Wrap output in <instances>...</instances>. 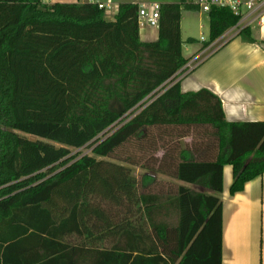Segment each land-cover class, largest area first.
<instances>
[{
  "label": "trees",
  "instance_id": "obj_1",
  "mask_svg": "<svg viewBox=\"0 0 264 264\" xmlns=\"http://www.w3.org/2000/svg\"><path fill=\"white\" fill-rule=\"evenodd\" d=\"M185 8L199 11L161 4L159 40L143 42L137 4L108 21L89 2L0 0V264H222L223 169L231 195L264 175V122L230 123L218 96L174 83ZM208 18L205 48L241 21ZM154 128L157 168L116 156ZM139 165L205 192L152 193L148 176L141 191Z\"/></svg>",
  "mask_w": 264,
  "mask_h": 264
},
{
  "label": "crops",
  "instance_id": "obj_2",
  "mask_svg": "<svg viewBox=\"0 0 264 264\" xmlns=\"http://www.w3.org/2000/svg\"><path fill=\"white\" fill-rule=\"evenodd\" d=\"M89 0H49L56 3L84 4ZM112 5V10L104 11L108 21H115L121 4H165L172 0H96ZM208 16V14H206ZM264 7L253 13L251 18L232 28L209 47L194 44L189 63L177 74L174 83L180 82L182 93L208 90L219 97L225 118L230 123L264 122ZM250 25L247 26V24ZM184 14L181 20L183 34ZM249 29L253 41L239 35V31ZM140 37L143 42L159 40V28L141 25ZM183 40V39H182ZM192 40V39H190ZM189 40V41H190ZM203 43H207L203 42ZM193 44V43H192ZM190 65V68H189ZM173 84V83H172ZM192 136L182 139L183 146L190 144ZM164 150L156 156L162 158ZM149 183L154 185V173ZM167 185L185 186L198 192V187L189 186L170 176L161 175ZM233 168L223 169V225L222 264H264V175L245 185L243 191L231 195Z\"/></svg>",
  "mask_w": 264,
  "mask_h": 264
},
{
  "label": "rangeland",
  "instance_id": "obj_3",
  "mask_svg": "<svg viewBox=\"0 0 264 264\" xmlns=\"http://www.w3.org/2000/svg\"><path fill=\"white\" fill-rule=\"evenodd\" d=\"M172 1H174V3H178L180 0H172ZM48 2H49V0H48ZM182 14H184V25H183V34H182L183 52H184L185 56H190L191 51L190 50L188 51L187 50L188 48L189 49L193 48L194 44H199V45L205 46L206 43H203L202 38H204L207 42H209V40H210V23H209L208 16L205 13L200 12V11L189 10V9L185 8V9H183ZM190 39L194 40L195 42L193 44H191L189 41ZM128 119H130V118H128ZM126 122H127V119L125 120L124 123H126ZM124 123H121L118 127H120ZM113 131H114V129H113ZM162 133H163L162 131L158 130L157 128H154L150 131L149 136L145 140H143L142 142H137L134 140V142H132L129 145H127L126 147L120 149L118 151V153L116 154V156L124 159V158H130L132 155L136 154V156H138L140 158V160L142 161V165L146 164V166L151 167L152 165H155L152 162V160L154 159V157L156 156V154L158 152L157 151L154 153L152 151L155 148L153 143H154V140L155 141L158 140V137L160 135H162ZM21 135L25 136L23 134H21ZM108 135H110V134H108ZM108 135L107 136L105 134L100 135L97 138L96 143H101L104 139H106V137H108ZM26 137H28L32 140L37 139V138H35L33 136H29V135H26ZM157 144H158V142H157ZM160 145L161 144H159V146ZM141 147H143L144 152L139 151V149H141ZM86 155H92V148L91 147H84V148L77 149V150L74 149V150H72V154H71V156H73L74 158H78V159L83 157V156H86ZM107 160L110 162L122 164V163H119L116 159H107ZM142 165L133 166V167L130 166V168H132V170H133L134 176L138 179V181L140 183L141 191H143L141 184H142L146 174H149L151 172L155 174L154 171L147 170V169L143 168ZM154 168H157V165H155ZM155 176L157 177V180L159 179L161 181H157L154 185H151L150 189H149L150 192L160 193L164 196H167L169 193L176 194L177 189H178L177 186L167 185V183H165L163 181L162 176H160L159 174H155Z\"/></svg>",
  "mask_w": 264,
  "mask_h": 264
},
{
  "label": "built area",
  "instance_id": "obj_4",
  "mask_svg": "<svg viewBox=\"0 0 264 264\" xmlns=\"http://www.w3.org/2000/svg\"><path fill=\"white\" fill-rule=\"evenodd\" d=\"M47 2L48 0H42ZM89 3L95 4L99 9L104 11L112 10V5L97 2L96 0H89ZM192 5L197 7L200 12L209 14L213 8H223L233 11L236 15L241 16V21L235 27L247 22L254 12L264 7V0H192ZM161 17V4L151 3L139 5L138 18L140 25H148L152 28H159V20ZM261 21L264 20L262 16ZM250 23L247 24V26ZM240 30L238 33H240ZM203 42H206L202 38ZM190 68V65H189Z\"/></svg>",
  "mask_w": 264,
  "mask_h": 264
}]
</instances>
